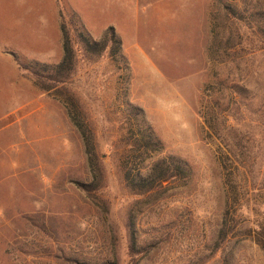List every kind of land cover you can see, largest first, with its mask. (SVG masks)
Returning <instances> with one entry per match:
<instances>
[{"label": "rangeland", "instance_id": "rangeland-1", "mask_svg": "<svg viewBox=\"0 0 264 264\" xmlns=\"http://www.w3.org/2000/svg\"><path fill=\"white\" fill-rule=\"evenodd\" d=\"M260 4L0 0V264H264ZM61 15L76 63L69 80L48 91L49 82L20 64L42 74L60 63ZM80 24L97 40L113 26L128 68L107 53L89 59L74 38ZM236 28L244 45L233 49ZM235 82L250 83L249 99L256 97L247 113L232 109ZM66 105L103 164L93 193L80 185L92 173ZM145 139L158 143L138 149ZM170 156L187 163L188 181L144 196L128 188V173ZM225 217L230 233L220 243Z\"/></svg>", "mask_w": 264, "mask_h": 264}, {"label": "trees", "instance_id": "trees-1", "mask_svg": "<svg viewBox=\"0 0 264 264\" xmlns=\"http://www.w3.org/2000/svg\"><path fill=\"white\" fill-rule=\"evenodd\" d=\"M259 3H261V8L260 10L257 9V11L264 13V0H259ZM227 9H230V12L234 14V17L230 18L232 24L235 26L237 24H240V22L242 21V15H239L234 7L228 5ZM61 17L63 20L61 24L63 58L60 63L52 68L45 65L44 67L47 70V73L42 74L39 71H35V69H33L29 65L20 64L21 69L32 72L33 74L40 76L41 79L43 78L45 79V81L49 82L50 85H45L43 87L45 90L48 91L53 89H55L56 91L59 90L58 85H64L69 80L70 76L72 75V72L74 71L76 63V51L74 48L75 41L73 40L71 32L68 28L65 16L61 15ZM236 30L237 33L235 39H233V47H231L233 49L244 45L243 35L239 32L237 28ZM74 35L76 42L81 46L82 51L87 55V57H89V59H97L100 58L104 53H107L111 59L121 61L125 65V67L128 68L127 59L123 54V42L113 26H110L108 29H106L103 33V36L99 40L94 39L82 24H80V26L75 29ZM262 37H264V29ZM260 42H262V44L264 45V38L262 39V41L260 40ZM258 51L264 52V47L258 49ZM256 52V50H252V52L250 53L252 54L251 56H255L257 54ZM231 88L232 89L229 93V100H231V106H233L232 109H236L237 112L240 109H243L246 113L252 110V105L256 97L254 96L249 99L250 83L245 82L240 85V83L235 82L232 84ZM260 90L262 93H264V87H261ZM212 92H214V88L208 86L206 89V93L210 96ZM217 92L222 95L223 89H219L217 90ZM229 94L227 96H229ZM66 107L73 123L78 128L79 132L83 137L85 144V152L87 154L89 167L92 173L91 183L80 185L82 188H85L87 192L93 193L101 188L103 180V164L101 163V160L98 154L96 153V149L93 144V135H90L89 131L84 128V124L82 123L81 119L76 117L74 112H71L68 105H66ZM134 110L138 114H142L141 109L135 108ZM228 116L234 118L235 121L238 120L236 115L229 114ZM224 121H228V117H224ZM241 122L238 123L240 124L239 126H241ZM209 127L211 128V130H213L217 137L220 136L218 135V130H214V127L211 124L209 125ZM234 128L237 129V126H235ZM157 143L158 142L152 143V141H147L145 139V141H141V143L138 144L137 147H139L138 149H140L145 146L148 149L150 146H156ZM228 148L231 153L235 154L232 146H229ZM246 173L247 176L252 173L251 167L247 169ZM188 179H190V169L187 163L173 156L161 158L157 161L152 162L146 167H140L137 173L134 174L132 177H130V173L126 175L128 188L133 192H137L139 196H144L159 185L160 187H162L164 183H175L179 180L188 181ZM228 214L230 215L229 211L226 212L225 216H228ZM130 221L132 222L131 226L133 227L134 225L132 224H134V220L131 219ZM229 224L230 220L226 219L225 217L219 231L220 243H224L228 239L230 231L227 228H229ZM133 240L134 239H132V241ZM135 245L136 242L133 241L131 251L132 249H134Z\"/></svg>", "mask_w": 264, "mask_h": 264}]
</instances>
